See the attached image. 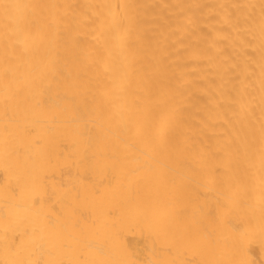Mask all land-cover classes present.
<instances>
[{
    "label": "bare ground",
    "instance_id": "obj_1",
    "mask_svg": "<svg viewBox=\"0 0 264 264\" xmlns=\"http://www.w3.org/2000/svg\"><path fill=\"white\" fill-rule=\"evenodd\" d=\"M0 264H264V0H0Z\"/></svg>",
    "mask_w": 264,
    "mask_h": 264
}]
</instances>
